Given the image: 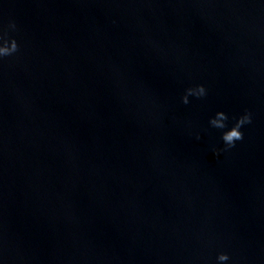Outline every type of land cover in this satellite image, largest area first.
<instances>
[{
    "label": "water",
    "instance_id": "95a60500",
    "mask_svg": "<svg viewBox=\"0 0 264 264\" xmlns=\"http://www.w3.org/2000/svg\"><path fill=\"white\" fill-rule=\"evenodd\" d=\"M12 40L0 264H264V0H0Z\"/></svg>",
    "mask_w": 264,
    "mask_h": 264
},
{
    "label": "clouds",
    "instance_id": "9594fccd",
    "mask_svg": "<svg viewBox=\"0 0 264 264\" xmlns=\"http://www.w3.org/2000/svg\"><path fill=\"white\" fill-rule=\"evenodd\" d=\"M11 27L15 28V25L13 24V25H11ZM17 51H18V44L15 40L11 41L10 46H8V42L5 41L4 46L0 47V57L10 56ZM204 93H205V89L201 86L195 94L198 96H202V95H204ZM192 94H193L192 90H189V95H192ZM183 102L185 104H187L189 102L187 96L184 97ZM227 120H228V116L225 113L220 112L217 114V117L215 119L211 120V124L216 128L223 129L226 127L225 122ZM250 122H251L250 116L242 117L231 130H229L223 134V136H222L223 141L227 145H229L230 147L234 146L235 141L243 139V134L240 131V128L245 123H250ZM218 259L220 262H224V261H227L229 259V257L225 254H221L218 257Z\"/></svg>",
    "mask_w": 264,
    "mask_h": 264
}]
</instances>
